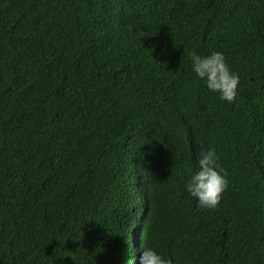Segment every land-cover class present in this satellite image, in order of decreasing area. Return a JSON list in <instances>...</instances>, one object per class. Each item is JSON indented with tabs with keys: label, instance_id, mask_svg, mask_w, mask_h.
I'll return each instance as SVG.
<instances>
[{
	"label": "trees",
	"instance_id": "obj_1",
	"mask_svg": "<svg viewBox=\"0 0 264 264\" xmlns=\"http://www.w3.org/2000/svg\"><path fill=\"white\" fill-rule=\"evenodd\" d=\"M209 148L213 209L184 186ZM137 226L171 264H264V0H0V264H131Z\"/></svg>",
	"mask_w": 264,
	"mask_h": 264
},
{
	"label": "clouds",
	"instance_id": "obj_2",
	"mask_svg": "<svg viewBox=\"0 0 264 264\" xmlns=\"http://www.w3.org/2000/svg\"><path fill=\"white\" fill-rule=\"evenodd\" d=\"M188 55L191 61V71L206 89L217 94L219 100L233 103L237 95L239 76L229 69L223 53L211 51L200 55L196 52H189ZM94 93L99 98L102 95V88ZM196 164L197 170L189 169L184 185L185 190L195 198L198 208L213 209L217 207L221 194L227 187L226 174L217 162V155L213 148H209L206 152L201 151ZM143 246L144 234L137 226L133 250L138 251L137 257L139 258L131 264H171L169 259L163 257L154 248Z\"/></svg>",
	"mask_w": 264,
	"mask_h": 264
}]
</instances>
